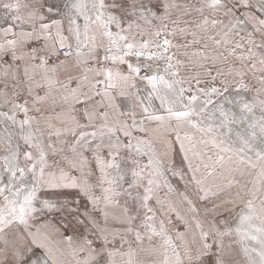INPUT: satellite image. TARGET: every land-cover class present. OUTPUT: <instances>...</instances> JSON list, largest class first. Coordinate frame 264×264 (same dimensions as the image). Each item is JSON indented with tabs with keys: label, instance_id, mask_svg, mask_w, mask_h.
Listing matches in <instances>:
<instances>
[{
	"label": "snow or ice",
	"instance_id": "6c2138e0",
	"mask_svg": "<svg viewBox=\"0 0 264 264\" xmlns=\"http://www.w3.org/2000/svg\"><path fill=\"white\" fill-rule=\"evenodd\" d=\"M68 256L264 264V0H0V264Z\"/></svg>",
	"mask_w": 264,
	"mask_h": 264
},
{
	"label": "crops",
	"instance_id": "0c3cea01",
	"mask_svg": "<svg viewBox=\"0 0 264 264\" xmlns=\"http://www.w3.org/2000/svg\"><path fill=\"white\" fill-rule=\"evenodd\" d=\"M180 187H181V189H182V185H180ZM163 195H164V193L162 192L161 193V196L163 197ZM223 195H227V194H223ZM109 226H111V225H109ZM180 230H183L182 229V227L180 228ZM81 231H83L82 229H81ZM67 234L68 235H74L75 233L72 231V230H69L68 232H67ZM57 239H59V237H57ZM147 243V242H146ZM94 246H96V245H94ZM68 260L70 261V264H74V261H72V258H71V256H68Z\"/></svg>",
	"mask_w": 264,
	"mask_h": 264
},
{
	"label": "rangeland",
	"instance_id": "374dc122",
	"mask_svg": "<svg viewBox=\"0 0 264 264\" xmlns=\"http://www.w3.org/2000/svg\"><path fill=\"white\" fill-rule=\"evenodd\" d=\"M29 2L31 3L32 0H29ZM37 2H39V0H37ZM47 2H49V3H55L56 0H47ZM189 2H191V0H189ZM177 162L179 163V160H177Z\"/></svg>",
	"mask_w": 264,
	"mask_h": 264
}]
</instances>
